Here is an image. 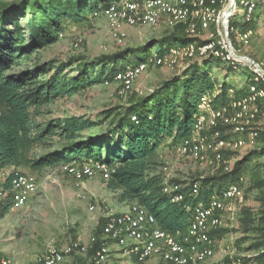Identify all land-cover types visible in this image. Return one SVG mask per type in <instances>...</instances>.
<instances>
[{"label": "trees", "instance_id": "trees-1", "mask_svg": "<svg viewBox=\"0 0 264 264\" xmlns=\"http://www.w3.org/2000/svg\"><path fill=\"white\" fill-rule=\"evenodd\" d=\"M115 1L0 2V168L20 171L19 167L26 164L29 170L39 172L74 161L106 163L114 171L105 181L109 189L119 192V201L140 204L155 216L160 227L173 233L186 230L195 206L206 204L213 195L222 194L232 184H243V178L247 177L248 191H257L258 207L241 208L237 230L242 236L237 244L243 251L252 253L245 258L246 262L264 264V163L260 162L264 157V130L259 137L261 145L236 158L229 171L189 181L170 179V183L181 185L182 201L173 202L164 192V174L159 161L160 148L175 147L191 135L204 94L213 95L215 106L227 105L231 100L230 89L235 90V96L245 95L252 83L251 76L243 87L235 89L226 77L219 83L212 76V70L224 61L214 57L195 59L181 73L163 80L151 92L133 97L127 105L112 106L94 116L40 119L44 109L61 98L113 81L128 65L146 60L152 47L157 46V53L163 54L171 47L198 41L178 26L143 45L93 58L79 55L60 60L41 56L44 49L62 38L68 22H89L93 20L92 12ZM261 5L264 6V0ZM241 23L240 30L252 29L257 33L259 10L250 21ZM227 67L229 71L239 70ZM229 128L217 129L226 132ZM55 137L58 142L53 140ZM39 146L47 150L36 155L33 150ZM234 155V151L225 152L226 158ZM195 183L199 186L197 195L192 193ZM10 209L11 205H6L1 216ZM105 223L103 216L94 233L97 241L91 245V253L104 241ZM228 232L229 229L221 227L210 235L216 241ZM244 244L247 245L243 247Z\"/></svg>", "mask_w": 264, "mask_h": 264}, {"label": "built area", "instance_id": "built-area-1", "mask_svg": "<svg viewBox=\"0 0 264 264\" xmlns=\"http://www.w3.org/2000/svg\"><path fill=\"white\" fill-rule=\"evenodd\" d=\"M257 8L256 0H117L90 15L91 19L106 18L110 34L118 44L125 43L127 26H164L166 29L182 26L186 34L193 38L203 32L208 33L203 43L194 41L171 47L163 54L156 52L138 64L128 65L117 73L113 81L104 83L116 84L117 93L122 97L133 91L137 79L143 73L151 68H173L179 59L188 62L183 69L195 59L214 57L235 69L250 70L252 83L249 84L248 92L235 96V90L230 89L228 95L231 100L227 105L215 106L212 94L202 96L191 135L175 146L180 156L208 164V174L232 168V160L225 157V152L252 149L259 142L262 128L257 120L259 106L264 103V64L243 51L254 31L239 30L238 36L233 39L232 32L236 29L231 24L235 16L250 21ZM219 126L230 128L222 132L217 129ZM61 167L73 177L76 186L82 191L87 179L100 175L108 180L114 171L108 164L92 160L74 161ZM162 171L164 192L173 202L182 201L184 195L180 191L181 185L169 182L170 167L165 164ZM38 188L39 180L35 174L0 168V208L9 204L11 209L23 207ZM198 192L199 186L195 183L192 193L197 195ZM82 197L86 198V194L83 193ZM244 197L240 183L230 185L222 194L213 195L206 204L195 206L186 230L176 233L160 227L155 216L138 203L129 204L120 213L105 210L104 241L94 253L90 251L91 245L97 241L93 235L88 243L78 238L61 247L53 245L39 257L38 262L126 264V257L142 263L158 256L172 264H203L216 255L215 240L210 232L223 226V214H235L236 202H242ZM90 209L94 210L95 206L91 205ZM110 242L120 247L116 256ZM250 256V253L235 255L231 251L225 255V259L210 264H249L245 258ZM0 264L11 262L2 257Z\"/></svg>", "mask_w": 264, "mask_h": 264}, {"label": "rangeland", "instance_id": "rangeland-1", "mask_svg": "<svg viewBox=\"0 0 264 264\" xmlns=\"http://www.w3.org/2000/svg\"><path fill=\"white\" fill-rule=\"evenodd\" d=\"M11 1L16 0H0V2ZM256 1L257 9L260 12V28L257 33L253 34L250 43L243 47V51L264 64V6L261 5L262 0ZM239 7L243 8L242 5ZM241 22L240 16L231 19V24L236 29L232 32L233 39H236L239 30L242 29ZM167 30L164 26L156 28L127 26V39L124 44H118L110 34L105 17H99L89 22H68L64 36L56 44L44 49L41 56L44 59L56 58L60 60L79 55L93 58L127 47L143 45L152 38L161 37ZM207 37L208 33L203 32L197 37V40L204 42ZM158 50L157 46L150 48L145 59ZM136 56L141 57L140 54ZM187 63V61L179 59L173 68H151L137 79L133 91L124 97L118 95L117 86L114 83L110 85L95 84L78 94L61 98L55 104L46 107L40 119L82 114L94 116L103 109L127 105L133 97L149 93L163 80L181 73ZM212 76L219 83L226 77V80L231 81L234 88L238 89L243 87L248 77L252 75L247 68H240L236 72L229 71L227 64L222 62L219 67L212 70ZM262 106L264 107V103L259 106L260 115L257 121L264 130V109ZM204 133L209 134L206 131ZM53 140L59 141L56 137ZM261 143L262 141L259 140L256 147ZM46 150L45 147L39 146L35 147L33 152L37 155ZM249 150L244 148L234 151L235 155L230 158L232 163ZM159 161L162 163L161 167L165 164L170 167V179L189 181L199 176L208 175L209 171L208 164L180 156L174 146L160 148ZM260 162L264 163V157L260 159ZM61 166L47 168L39 172L29 170L26 164L19 167L20 171L32 173L38 177L39 188L23 207L10 209L5 216H1V211L5 206L0 208V258L9 259L11 264H37L39 257L53 245L61 247L78 238L88 243L87 240L96 232L105 210L120 213L121 209L129 206L130 203L119 201L117 198L119 192L109 189L107 181L100 175L93 179H87L82 191L76 186L73 177L66 173ZM161 167L159 171H161ZM242 181L244 200L236 202L237 210L234 215L223 214L222 228L229 229V232L215 241V257L203 264L219 262L225 259V255L231 251H234L235 255L247 253L237 244V240L242 236L237 230L240 227V210L244 205L257 209L258 202L256 201L257 191H248V178L244 177ZM83 193L86 194V198L82 197ZM91 205L95 206L94 210L90 209ZM246 245L244 244L243 247ZM110 246L116 256L120 247L115 242H110ZM250 254L252 255V253ZM125 262L126 264H172L158 256L151 257L142 263L126 257Z\"/></svg>", "mask_w": 264, "mask_h": 264}, {"label": "crops", "instance_id": "crops-1", "mask_svg": "<svg viewBox=\"0 0 264 264\" xmlns=\"http://www.w3.org/2000/svg\"><path fill=\"white\" fill-rule=\"evenodd\" d=\"M127 208H128V206H127L126 208H124V209H127ZM124 209H121V211H123ZM89 240H90V239H88L87 241L89 242Z\"/></svg>", "mask_w": 264, "mask_h": 264}, {"label": "water", "instance_id": "water-1", "mask_svg": "<svg viewBox=\"0 0 264 264\" xmlns=\"http://www.w3.org/2000/svg\"><path fill=\"white\" fill-rule=\"evenodd\" d=\"M203 59H206V58H202V59H197V60H203Z\"/></svg>", "mask_w": 264, "mask_h": 264}]
</instances>
